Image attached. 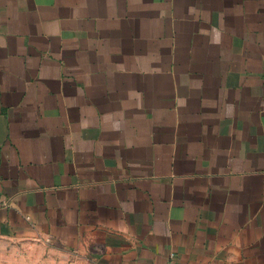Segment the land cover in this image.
Here are the masks:
<instances>
[{
	"label": "crops",
	"instance_id": "1",
	"mask_svg": "<svg viewBox=\"0 0 264 264\" xmlns=\"http://www.w3.org/2000/svg\"><path fill=\"white\" fill-rule=\"evenodd\" d=\"M0 242L264 264V0H0Z\"/></svg>",
	"mask_w": 264,
	"mask_h": 264
},
{
	"label": "rangeland",
	"instance_id": "2",
	"mask_svg": "<svg viewBox=\"0 0 264 264\" xmlns=\"http://www.w3.org/2000/svg\"><path fill=\"white\" fill-rule=\"evenodd\" d=\"M43 249V246L0 242V264H65L62 250L47 249L44 256ZM49 252H52L50 258Z\"/></svg>",
	"mask_w": 264,
	"mask_h": 264
},
{
	"label": "built area",
	"instance_id": "3",
	"mask_svg": "<svg viewBox=\"0 0 264 264\" xmlns=\"http://www.w3.org/2000/svg\"><path fill=\"white\" fill-rule=\"evenodd\" d=\"M166 264H178V263L174 260V257L171 256V258L167 260Z\"/></svg>",
	"mask_w": 264,
	"mask_h": 264
}]
</instances>
